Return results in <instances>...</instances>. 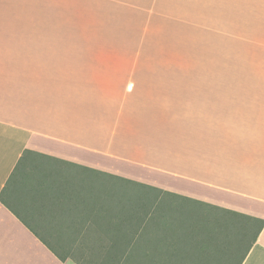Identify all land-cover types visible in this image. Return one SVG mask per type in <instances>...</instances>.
<instances>
[{"label": "rangeland", "instance_id": "374dc122", "mask_svg": "<svg viewBox=\"0 0 264 264\" xmlns=\"http://www.w3.org/2000/svg\"><path fill=\"white\" fill-rule=\"evenodd\" d=\"M224 1L200 14L168 15L159 25L167 35L153 47L147 40V55L135 54L139 17L127 9L100 0L1 1L0 85L21 97L58 89L76 104L80 120L100 115L94 122L103 128L116 123L131 98L118 127L133 122L144 129L139 143L151 138L153 147L199 145L207 171L221 170L227 182L244 187L264 178V18L260 8ZM24 104L37 110L36 100ZM0 106L12 112L10 102ZM120 188L158 193L130 182ZM157 207L169 208L171 226L183 229L174 240L200 239L201 259L238 264L252 241L242 236L240 219L196 200L163 198Z\"/></svg>", "mask_w": 264, "mask_h": 264}, {"label": "crops", "instance_id": "0c3cea01", "mask_svg": "<svg viewBox=\"0 0 264 264\" xmlns=\"http://www.w3.org/2000/svg\"><path fill=\"white\" fill-rule=\"evenodd\" d=\"M100 1L139 17L137 55L149 54L147 40L153 47L158 35L166 34L159 25L168 15L189 9L200 14L222 2ZM224 2L246 11L260 8L264 18V0ZM5 90L0 85V103L10 102L12 112L2 113L0 106V264H220L218 259H173L174 227L164 223L167 210L143 208V200L190 198L264 220V178L240 187L227 182L221 170H206L199 145L153 147L151 138L139 143L143 128L131 121L118 127L131 98L116 123L103 128L94 122L100 115L80 120L76 104L58 89L22 97ZM32 100L36 111L24 104ZM125 182L158 193H127L120 188ZM115 185L117 190H111ZM127 248L135 249L134 259L118 256ZM143 253L148 259H141ZM242 264H264V226Z\"/></svg>", "mask_w": 264, "mask_h": 264}, {"label": "trees", "instance_id": "16d2710c", "mask_svg": "<svg viewBox=\"0 0 264 264\" xmlns=\"http://www.w3.org/2000/svg\"><path fill=\"white\" fill-rule=\"evenodd\" d=\"M140 185V184H138ZM142 186H145L147 188H150L151 190H153L154 192H158L155 188L153 187H150V186H147V185H142ZM153 193V192H151ZM157 194V193H156ZM169 199V198H168ZM172 199V198H171ZM190 199V198H189ZM160 200V201H159ZM159 200H153V199H149V200H143L141 201V203H151V202H154V205L153 207H155V203L157 206L160 205V202H161V199ZM194 200V199H192ZM198 201L199 203H202V205L206 204L208 206H211L212 208H215L216 210H220L223 212V214L225 216H230V217H236L238 219H240L241 224L240 225V230H241V233H242V236L243 237H246V236H251L252 235V241L250 243V245L248 246L247 250L244 252L240 262L238 264H242V262L244 261V258L245 256L247 255L252 243L256 240L257 236L259 235L260 231L262 230L263 226H264V220L263 219H259V218H255V217H252V216H249L247 214H244L242 212H239V211H236V210H232V209H229V208H225V207H220V206H217V205H213V204H209V203H206V202H203V201H200V200H196ZM153 207H150V209H152ZM158 209H166L167 212L170 210L169 208L167 207H157ZM167 214V213H166ZM165 218V222L166 224H170L171 221H169V218L167 216H164ZM176 222H174L175 224ZM174 227V226H173ZM185 232H187L185 230ZM181 235V234H184V231L183 229H179L177 227H174V232H173V235ZM243 242V240L240 239V242L239 244H241ZM200 239L197 238V240L191 244L188 245V243H185V242H181L180 240L177 242L176 240H174V243H173V247H174V254H173V259H201L200 255L205 253V250H204V246L200 245ZM134 250L135 249H119V254L118 256L121 258L123 256L126 255V259H134V257H136L134 253ZM145 253H148V252H145ZM143 253L144 257H142L141 259H148V254H145ZM187 255H190L189 257ZM221 260V259H220ZM220 263L222 264L223 261L221 260Z\"/></svg>", "mask_w": 264, "mask_h": 264}]
</instances>
